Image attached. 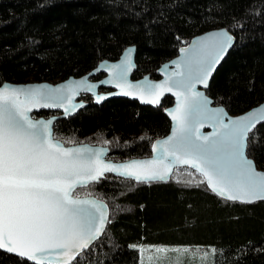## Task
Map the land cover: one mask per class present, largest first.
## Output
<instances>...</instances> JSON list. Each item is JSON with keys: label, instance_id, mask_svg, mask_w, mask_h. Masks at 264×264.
<instances>
[{"label": "snow or ice", "instance_id": "obj_1", "mask_svg": "<svg viewBox=\"0 0 264 264\" xmlns=\"http://www.w3.org/2000/svg\"><path fill=\"white\" fill-rule=\"evenodd\" d=\"M116 4L122 15L139 20L151 33L167 19L165 13L174 0L162 7L147 0H116ZM249 19L264 24V6L253 5L248 14L233 17L231 24L190 40L177 30L173 35L179 55L157 69L163 79L130 78L138 65L137 45L129 43L118 59L98 57L96 66L79 78L59 83L0 81V251L12 264H117L122 245L109 226L126 210L119 197L139 185L175 181L208 192L226 206L264 204V103L232 115L231 96L214 101L208 94L217 66L242 39L232 29L244 31ZM25 39L38 43L35 36ZM102 70L107 72L103 79H92ZM100 85L114 86L116 91H100ZM85 93L97 103L123 95L151 105H159L161 97L172 93L175 104L164 108L171 117L170 132L149 138L150 155L120 160L109 158L111 147H126L133 141L121 144L119 137L109 140L102 133L92 143L57 139L56 122L88 104L87 99H76ZM34 109L62 111L45 117L34 115ZM206 124L212 131H201ZM114 179L120 191L99 190V185ZM127 247L138 254L134 264H145L146 248L180 252L191 245L130 242ZM233 251L232 264H247V255L257 248L248 241ZM227 255L215 244L200 253L210 256L203 264H227L219 260Z\"/></svg>", "mask_w": 264, "mask_h": 264}, {"label": "trees", "instance_id": "obj_2", "mask_svg": "<svg viewBox=\"0 0 264 264\" xmlns=\"http://www.w3.org/2000/svg\"><path fill=\"white\" fill-rule=\"evenodd\" d=\"M147 2L162 7L173 0ZM253 5L260 8L264 0H174L172 9L165 13L167 19L149 33L139 20L122 15L116 0H0V81L57 82L82 76L96 66L98 57L118 59L129 43L137 45L138 68L133 78L148 74L158 78L157 69L178 54L173 35L177 30L190 40L231 24L233 17L248 14ZM152 10L155 12V7ZM245 23L244 31L232 29L242 39L222 62L208 92L214 100L231 96L228 107L233 115L264 101V24L251 19ZM26 36H35L38 43L26 41ZM83 99L88 100L86 107L56 122L57 138L92 143L102 133L109 140L119 137L121 144L133 141L122 148L108 146L111 157L120 160L150 155L149 138L170 132L164 108L174 103L172 97L156 108L122 97L102 104L89 95ZM145 133L144 140L136 139ZM98 188L109 194L120 191L115 179ZM119 203L126 210L109 226L114 240L122 245L117 264H134L138 254L127 247L130 242L191 245L187 251L161 253L165 261L180 260L181 264H203L210 256L203 258L200 252L215 244L228 253L219 260L232 264L236 259L233 250L248 241L257 251L247 255V264H264V251H259L264 249V204L226 206L208 192L187 189L175 181L139 185L121 195ZM0 264H12L2 251Z\"/></svg>", "mask_w": 264, "mask_h": 264}, {"label": "water", "instance_id": "obj_3", "mask_svg": "<svg viewBox=\"0 0 264 264\" xmlns=\"http://www.w3.org/2000/svg\"><path fill=\"white\" fill-rule=\"evenodd\" d=\"M212 30V29H211ZM202 34V33H201ZM198 35H200V34H198ZM232 49H230V51H231ZM229 51V52H230ZM229 54V53H228ZM227 54V55H228ZM177 55H179V52H178V54ZM176 55V56H177ZM227 55H226V57H227ZM136 56H137V49H136V51H135V53H134V59H135V61H136ZM225 57V58H226ZM175 57H173L172 59H174ZM224 58V59H225ZM171 60V59H170ZM224 61V60H223ZM222 61V62H223ZM222 62H221V64H222ZM166 63V62H165ZM164 64V63H163ZM162 64V65H163ZM221 64L220 65H218L217 66V70L214 72V74H213V77L215 76V74H216V72L218 71V69H219V67L221 66ZM170 67H175L174 65H170ZM137 70V68L136 69H133V71H132V73H130V78L131 79H133V80H139V79H142V78H139V79H134L133 78V74H134V72ZM90 72V71H89ZM157 74H158V78H152V76L150 75V74H148V75H145V76H149V78L150 79H163V73L162 72H159V71H157ZM85 75V74H84ZM99 75H101V77L99 76ZM107 75V72H106V70H102L100 73H96L93 77H92V79H103L105 76ZM70 77H73V76H70ZM75 77H77V78H79L80 76H75ZM213 77H212V79H213ZM69 78V77H68ZM68 78H66V79H68ZM212 79H211V81H212ZM62 80H60V81H57V82H49V81H36V82H28V83H42V82H48V83H59V82H61ZM211 81H210V84H211ZM9 83H13V82H9ZM16 84H23V83H16ZM200 87L201 88H203V85H200ZM99 90L100 91H116L115 89H114V86H109V85H100L99 86ZM84 95H89V96H91V94L90 93H85V94H83L82 96H80V97H76V99H83V96ZM92 97V96H91ZM115 97H118V98H126V99H130V100H133V101H137L140 105H142V106H145V107H152V108H156V107H160L161 105H162V103H163V101H164V99L165 98H167V97H172L173 98V100H174V103L171 105V106H169V107H172L174 104H175V96H174V94H172V93H166L163 97H161V102H160V104L159 105H151V104H149V103H142L141 101H139V99L138 98H131V97H127V96H123V95H117V96H113V97H108L106 100H108V99H111V98H115ZM93 99V98H92ZM94 100V99H93ZM105 100V101H106ZM104 101V102H105ZM215 101V100H214ZM94 102L96 103V104H102V103H104V102H102V103H97L95 100H94ZM262 103H264V101L262 102ZM87 106V104L84 106V107H86ZM84 107H82V108H80V109H78L77 110V112L76 113H73L71 116H74V115H76L80 110H82ZM48 112V113H52V115L54 114V113H57L58 111H62V110H50V109H39V110H33V114L34 115H36L37 116V114H40V113H42V112ZM165 114L167 115V117L169 118V120H170V122H171V117L168 115V113H166L165 112ZM233 115V114H232ZM71 116H68V117H71ZM68 117H65V118H68ZM61 118H64V117H61ZM201 131H203V132H210V131H212V129H211V126L210 125H204V127L201 129ZM57 139H59V138H57ZM106 147H108V146H106ZM108 156H109V158L110 159H114V158H112L111 157V150L108 152ZM138 158H142V157H138Z\"/></svg>", "mask_w": 264, "mask_h": 264}, {"label": "rangeland", "instance_id": "obj_4", "mask_svg": "<svg viewBox=\"0 0 264 264\" xmlns=\"http://www.w3.org/2000/svg\"><path fill=\"white\" fill-rule=\"evenodd\" d=\"M51 115H52V113H50V115H48V117ZM171 250L175 251L174 249H169L167 252H169ZM161 253L166 254V252H164L163 250H161L160 252H157L155 249L146 248L145 252H144V256H143L145 264H149V261H151V264H176L175 262H172V261H165L162 258ZM170 258H171V256H170Z\"/></svg>", "mask_w": 264, "mask_h": 264}, {"label": "flooded vegetation", "instance_id": "obj_5", "mask_svg": "<svg viewBox=\"0 0 264 264\" xmlns=\"http://www.w3.org/2000/svg\"><path fill=\"white\" fill-rule=\"evenodd\" d=\"M44 112H45V111H44ZM47 113H48V112H47ZM49 114H50V113H49ZM37 116H42V115H38V114H37ZM46 117H48V116H46Z\"/></svg>", "mask_w": 264, "mask_h": 264}]
</instances>
